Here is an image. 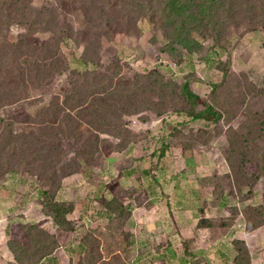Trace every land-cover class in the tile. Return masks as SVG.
<instances>
[{
	"label": "rangeland",
	"instance_id": "obj_1",
	"mask_svg": "<svg viewBox=\"0 0 264 264\" xmlns=\"http://www.w3.org/2000/svg\"><path fill=\"white\" fill-rule=\"evenodd\" d=\"M261 222L264 0H0V264H229Z\"/></svg>",
	"mask_w": 264,
	"mask_h": 264
},
{
	"label": "crops",
	"instance_id": "obj_2",
	"mask_svg": "<svg viewBox=\"0 0 264 264\" xmlns=\"http://www.w3.org/2000/svg\"><path fill=\"white\" fill-rule=\"evenodd\" d=\"M5 191V190H4ZM170 206V205H169ZM154 207H156V205L155 206H153L152 208H154ZM163 209H164V205L162 204V203H159L158 205H157V207H156V212L154 211V210H150V211H152L153 213H152V216L151 217H153V222H152V224H155V225H157L156 226V228H155V226H154V228H153V230H150L151 232H153L152 234H151V236L154 238V239H157L158 240V242L159 241H163V242H170L171 243V241H173L174 242V240L176 239V241H177V238L178 237H181L182 235L184 236V235H187V233L186 234H183V230L184 229H187V230H190V228H192L193 226H195V230H194V232L193 233H195L196 234V236H198L199 235V240H202V237H203V235H205V233L207 234L208 233V235H210L212 232H213V229L215 230L216 229V227L215 226H207V227H204V226H201V222L202 221H200L199 223H198V220H197V218H196V215L194 214L195 212H192L191 213V207H187V208H184V210H183V212H181V210H180V208H179V206H177V205H174L173 204V206H171V207H169L168 208V211H171L172 212V214H174V217H176V218H174L175 220H174V225L173 226H175V227H173V226H171L170 227V225H167V226H165V224H166V222H160L159 224H157V221L158 220H155L157 217L159 218V217H162V215H164V217H166V215L163 213L164 211H163ZM159 211H163L161 214H159L158 212ZM175 211H180L179 213H175ZM182 214V215H181ZM149 215V214H148ZM180 215V216H179ZM190 215H192L193 216V219H195L194 221H193V223H191V224H189V225H187L188 224V219L189 218H191V216ZM189 217V218H188ZM172 219V218H171ZM179 219L182 221H184V223L183 224H181L180 223V221H179ZM152 220V219H151ZM173 220V219H172ZM204 220H206V219H204ZM151 224V223H150ZM149 224V225H150ZM186 224V225H185ZM233 225H230V226H228V228H229V230L231 229V227H232ZM235 227V226H234ZM234 227H233V229H234ZM171 228H173V229H171ZM264 228V227H263ZM263 228H260V229H257V230H252V231H250V230H247L248 232H252V234H249L247 231H246V234H249V235H254V236H257L256 238H254V237H250L249 235H246V236H244V238H242L241 240L242 241H245L246 242V245L248 246V248H249V251H250V258H251V263L250 264H258V262H259V264H264V245H262V243L261 242H264V235L262 236L261 234V232H259L260 230H262ZM170 229V230H169ZM225 229H227V228H225ZM228 230V231H229ZM262 232H264V231H262ZM208 235H207V240L209 239L208 238ZM261 235V236H260ZM185 237V236H184ZM263 237V238H262ZM254 238V239H253ZM185 239H183V241H184ZM192 240V239H191ZM237 241V240H236ZM240 241V240H239ZM261 241V242H260ZM182 242V241H181ZM250 242V243H249ZM234 243H235V241L233 242V246H235L234 245ZM249 243V244H248ZM235 249V248H234ZM255 249H257V253H256V255H255V257H254V250ZM166 256H165V259H167V263H164V264H176L177 262L175 261V260H182V256H180V252H179V254H177V255H173V257L172 256H169V253L167 252H165L164 253ZM194 256H195V258L196 259H200L201 261H202V264H209L206 260H207V257H209V258H213V259H215V254L214 253H211V254H209L208 256H206V253L205 252H202L201 253V255L199 254V252H196L195 251V254H194ZM237 256H238V253H237V251H236V249H235V255H233L232 256V259L228 256L227 257V255H224V257H225V259L228 261V263L229 264H236V259H237ZM206 257V258H205ZM189 258V257H188ZM217 258V257H216ZM170 260H171V262H170ZM201 261H199V262H201ZM257 261V262H256ZM187 263V262H186ZM200 264V263H199Z\"/></svg>",
	"mask_w": 264,
	"mask_h": 264
},
{
	"label": "trees",
	"instance_id": "obj_3",
	"mask_svg": "<svg viewBox=\"0 0 264 264\" xmlns=\"http://www.w3.org/2000/svg\"><path fill=\"white\" fill-rule=\"evenodd\" d=\"M184 90H185V94L188 97V99L193 103L192 107L190 108L191 113H195L196 114V104L202 102V99L195 94L190 85L186 84L184 86ZM206 105V112L202 111L199 112L195 118L197 119H204L205 117H208L209 115H214L215 119L219 120L221 115L217 112H213V108L211 106H209L208 104ZM259 179V178H258ZM262 204V203H260ZM259 204V205H260ZM45 205L47 207V209L52 213V216L54 217L56 223L60 224L63 228L68 226L69 224V214H72L73 210H74V206L72 204H68L66 202H59L56 199L52 198L50 196L49 193H46V200H45ZM205 221V220H204ZM203 226V225H202ZM264 227V222H261L260 224L258 223L257 225L251 226V228L249 229L247 227L248 230H257L260 228ZM235 245V249L238 253L237 259H236V264H250L251 263V258H250V251L248 246L246 245L245 241L242 240H237L234 243ZM244 248V249H243ZM243 252H246L247 255V263H244V255L242 254Z\"/></svg>",
	"mask_w": 264,
	"mask_h": 264
}]
</instances>
